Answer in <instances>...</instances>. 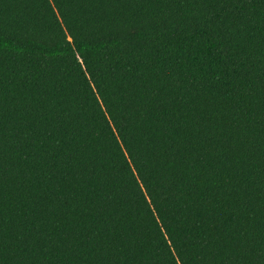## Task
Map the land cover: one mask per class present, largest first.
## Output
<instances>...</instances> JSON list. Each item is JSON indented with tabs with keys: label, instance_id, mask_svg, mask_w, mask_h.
<instances>
[{
	"label": "trees",
	"instance_id": "trees-1",
	"mask_svg": "<svg viewBox=\"0 0 264 264\" xmlns=\"http://www.w3.org/2000/svg\"><path fill=\"white\" fill-rule=\"evenodd\" d=\"M0 264H264V0H0Z\"/></svg>",
	"mask_w": 264,
	"mask_h": 264
}]
</instances>
